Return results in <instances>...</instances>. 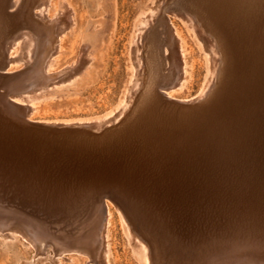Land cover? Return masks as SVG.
I'll return each mask as SVG.
<instances>
[{"label":"rangeland","instance_id":"obj_1","mask_svg":"<svg viewBox=\"0 0 264 264\" xmlns=\"http://www.w3.org/2000/svg\"><path fill=\"white\" fill-rule=\"evenodd\" d=\"M255 2L264 15V0ZM233 6L2 0L6 84L24 87L20 81L35 70L49 76L11 92L10 100L26 120L60 129L34 135L29 151L0 152V211L16 215L0 219V264H240L264 257V186L239 169L188 173L180 150L196 144V125L157 96L165 92L178 103L203 98L226 57L242 70L230 50L243 32ZM96 209L101 222L107 214L105 238L100 226L89 240L97 253L80 251L78 243L59 251L52 242L39 251L19 223L30 218L66 228L90 220Z\"/></svg>","mask_w":264,"mask_h":264},{"label":"water","instance_id":"obj_2","mask_svg":"<svg viewBox=\"0 0 264 264\" xmlns=\"http://www.w3.org/2000/svg\"><path fill=\"white\" fill-rule=\"evenodd\" d=\"M232 1L230 11L243 32L233 38L230 50L232 57L242 62V70L235 69L226 57L216 83L203 98L178 103L165 92L157 96L166 106L177 108L183 122L191 120L196 125V144L180 150L183 159L189 158L183 163L188 173L211 177L227 169H239L252 172L264 186V15L255 0ZM6 77L0 72V152L29 151L35 145L34 135L58 131L60 126L26 120L25 113L22 117L14 115ZM215 115L222 117L217 119ZM200 186L204 188L206 183ZM106 196L124 208L115 194Z\"/></svg>","mask_w":264,"mask_h":264},{"label":"bare ground","instance_id":"obj_3","mask_svg":"<svg viewBox=\"0 0 264 264\" xmlns=\"http://www.w3.org/2000/svg\"><path fill=\"white\" fill-rule=\"evenodd\" d=\"M1 2H2V0H0V7H1ZM68 19L70 21L71 18H68ZM43 22H45V21H43ZM49 22H50V20H49ZM50 24H54V23H50ZM42 25H41V27H42ZM47 26H49V25H47ZM51 26L53 27V25H51ZM0 28H1V26H0ZM44 31H47V30H44ZM55 31H56V29H55ZM39 40H40V38H39ZM51 43H53V42H51ZM52 46H53V44H52ZM47 53L49 55V51ZM37 55H38V53H37ZM47 58H49V57H47ZM45 61H47V60H45ZM44 69H45V67H44ZM22 75H24V74H22ZM48 78H49V76L45 75V73L42 70H35L28 77L27 81H25V82L20 81V83H24V86L26 88V85L28 83H31V85H36L38 81H40V80L46 81ZM54 80H56V79H53V81ZM166 85H167V83H166ZM9 87H10L9 93L18 92V91L25 89V88L22 89L21 86L16 82L11 83L9 85ZM10 110L14 115L19 116V117H22L25 113L23 111V109L17 103H15L13 101H12V103H10ZM103 198H106V196H103ZM105 212L107 213V206L105 207ZM101 217L102 216L100 215V210L96 209L93 217L90 220L81 221V222H75L74 221V223L66 225V228H64V226H62V224H59L56 227V229H51L45 224H38L37 222L34 223L33 222L34 220H32L30 218L20 219L19 223L22 226H24L27 237L31 241L32 245L35 246L37 248V250H39V251L43 248L44 242L45 243L46 242H52L56 245V247H58L59 251L78 249L79 247H77V245H76L78 243V244H80V247H81L79 249L80 251H82V250L84 251L87 249L89 250L90 248L91 249L93 248V250L97 253L98 248H96V246H94V245H93L94 246L93 247L92 244H89V240L94 238V236H96L97 231H98L100 226H101L100 232H102L101 234H103V237H104V229H105L107 214L104 215L102 222H101ZM3 218H7V220H10V219L16 218V215L0 211V219H3ZM245 252H247V250L243 251L242 254H244ZM263 258L264 257L262 255L260 258V261L258 260V263L245 261V262H242L240 264H250V263L251 264H253V263L264 264ZM225 264H230V263H225Z\"/></svg>","mask_w":264,"mask_h":264}]
</instances>
